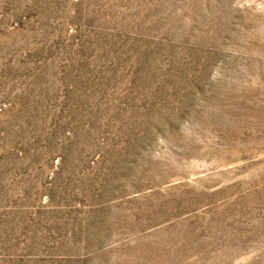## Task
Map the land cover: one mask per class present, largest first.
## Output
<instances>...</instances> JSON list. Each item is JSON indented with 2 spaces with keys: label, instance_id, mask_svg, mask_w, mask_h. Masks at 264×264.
<instances>
[{
  "label": "rangeland",
  "instance_id": "1",
  "mask_svg": "<svg viewBox=\"0 0 264 264\" xmlns=\"http://www.w3.org/2000/svg\"><path fill=\"white\" fill-rule=\"evenodd\" d=\"M0 264H264V0H0Z\"/></svg>",
  "mask_w": 264,
  "mask_h": 264
}]
</instances>
